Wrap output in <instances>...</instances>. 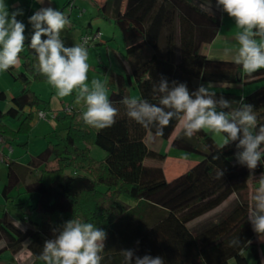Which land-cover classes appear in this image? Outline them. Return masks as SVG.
Here are the masks:
<instances>
[{
    "label": "trees",
    "instance_id": "obj_1",
    "mask_svg": "<svg viewBox=\"0 0 264 264\" xmlns=\"http://www.w3.org/2000/svg\"><path fill=\"white\" fill-rule=\"evenodd\" d=\"M75 1L67 0L60 10L68 19ZM89 1L98 17L113 23L121 32L125 58L150 51L133 69L141 99L158 103L159 94L153 93V84H158L161 76L170 87L172 81H177L193 92L202 83H258L262 85L245 96L216 92L215 98L222 95L237 108L244 97L245 103L254 105L258 124H264V68L248 75L232 61L214 60L201 53V46L211 43L221 28L222 10L216 8V0H106L103 4ZM29 5L26 1L18 7L25 14ZM89 28L90 24L86 34H91ZM30 39L20 53L21 70H7L23 88L12 99L13 106L0 111V136L5 140L14 141L32 131L34 112L25 114V108H49V102L38 98L30 88L33 83H47L28 47ZM127 79L124 74H110L109 99L119 109L112 127L96 130L83 122L80 111H64L63 116H57L69 121L64 136L58 134V140L49 142L26 166L7 161L3 198L9 201L12 191L24 186L35 201L29 207L40 219L24 229L4 211L0 216V244L4 243L0 256L6 251L16 256L29 250L31 264H43L38 257L44 241L54 236L52 229L76 218L107 232L101 264H124L122 249H136L139 256H161L165 264H263L260 244L256 242L259 237L247 217L250 197L264 173V159L250 173L235 161L234 144L222 149L205 129L191 139L181 130L171 146L188 155H199L201 160L176 178L167 179L161 167L144 163L146 159L166 158L149 149L144 139L151 132L168 140L179 123L173 119L163 129V135H157L155 126L146 129L130 119L122 103L130 97ZM5 100V92L0 91V101ZM10 118H19L17 129L5 123ZM91 146L106 152L103 161L91 155ZM51 159L57 160L56 169L35 173ZM67 168H73L75 173L64 178ZM221 169L223 177L218 175ZM45 174L51 176L48 184L44 182ZM27 178H31L29 182H25ZM234 238H239V243L230 246Z\"/></svg>",
    "mask_w": 264,
    "mask_h": 264
},
{
    "label": "clouds",
    "instance_id": "obj_2",
    "mask_svg": "<svg viewBox=\"0 0 264 264\" xmlns=\"http://www.w3.org/2000/svg\"><path fill=\"white\" fill-rule=\"evenodd\" d=\"M44 0H37L42 4ZM50 2V0H49ZM216 8L235 21L240 31L235 39L239 47L231 61L241 66L248 75L264 68V0H216ZM22 8L9 11L4 0H0V72L19 64L20 53L26 42L27 25L17 19L23 16ZM68 17L53 7H42L28 17L32 34L28 47L33 50L38 71L53 86L59 97L77 92L76 101L84 104L83 122L96 130L112 127L116 123L119 109L111 103L108 90L99 79L88 83V50L81 45L66 47L61 33L69 25ZM42 37H45L42 39ZM259 37V41L256 39ZM232 49H225L228 56ZM213 85H200L190 91L185 83L172 81L161 76L153 84V93L159 94L158 103L147 99L126 97L122 103L126 115L148 129L156 128L157 135L176 119L183 135L191 139L196 133L207 129L223 134L222 149L235 145V161L254 173L264 159V124H258L254 105L239 100L237 108L222 95L211 91ZM219 159V156L216 157ZM223 177L224 170L218 172ZM248 221L259 238L264 237V173L258 187L250 197ZM54 236L44 241L38 257L43 264H101L107 232L91 222L72 218L59 228H53ZM139 245V241L136 242ZM239 243V238L230 241V246ZM124 264H165L163 257L136 255V249H122Z\"/></svg>",
    "mask_w": 264,
    "mask_h": 264
},
{
    "label": "rangeland",
    "instance_id": "obj_3",
    "mask_svg": "<svg viewBox=\"0 0 264 264\" xmlns=\"http://www.w3.org/2000/svg\"><path fill=\"white\" fill-rule=\"evenodd\" d=\"M96 8L89 0H77L76 7H74L73 12V20L76 22V26L72 29L71 35L68 37V41L70 42V46L74 45H82V36L81 33L84 30L85 26L87 25L88 21L93 20V34L96 35L98 32L99 34H105L104 39H98L96 41H92L88 47V64H89V71H88V83H91L92 79H99L102 83L105 84L108 90V82L110 78L111 72H118L122 73L129 77L127 79V90L131 97H134L135 94L138 93V88L135 83L134 75L129 67L130 61H126L125 59V46L123 43L122 35L119 29L111 22L104 20L101 17L96 15ZM100 25V31H97L98 24ZM113 33H115V38L112 39ZM111 38V39H110ZM101 42L100 44H96ZM84 47V46H83ZM87 48V47H86ZM133 59V58H132ZM125 60V61H124ZM133 61V60H132ZM20 63V61H19ZM15 73L19 72L18 69H15ZM5 72H0V81L7 86H9L10 82L7 78L8 74H1ZM18 83V82H17ZM20 84V83H19ZM262 84H259L261 86ZM10 87V86H9ZM34 89L37 93H41L44 99H49L50 97L57 96L58 99L63 100L67 99L68 101L64 102L66 106H73L76 108V111L84 110V104L81 101L77 103L76 95L77 92L74 91L72 95L67 97H59L56 93V90L53 88L52 85L49 83H37L34 85ZM108 90V95H109ZM248 94V93H247ZM65 106V107H66ZM5 107V106H4ZM6 110V109H5ZM64 111L59 112V116H63ZM52 117V118H51ZM9 122L12 123L11 120ZM43 122L47 123L40 128L33 129V132L29 136V141L37 143V142H56L58 140V134L65 135L66 131L65 128L69 125L68 120H63L57 116H49L48 118H43ZM18 123L15 122L14 126ZM18 127V125H17ZM181 129V126H178ZM214 140L219 144L223 145L224 135L223 134H216L212 133L211 131L207 130ZM46 137V140H45ZM154 140L148 139V144L151 147L157 148L160 152L165 153L168 151L166 147V140L151 134ZM27 136L20 135L14 142H12V147L10 148V144L7 143L6 148H9L11 152L12 148L15 150V155L9 154L11 158H15V156H19L21 154H25L26 156L29 154H36L43 147L31 144L30 148L24 149L19 145V143H25L27 140ZM48 141V142H47ZM92 151L91 155L97 159L98 161L103 160L106 156V152L98 146H91ZM34 150V153L31 150ZM172 161H176L178 157H180V169L183 171L187 168L188 164L190 163V158H188V154L182 150L175 149L173 153H170ZM193 158H196V154H193ZM29 157V156H28ZM58 162L52 161L50 164L46 166L47 169L57 168ZM7 164H3L0 162V216L3 214L4 211H7L16 221L18 225L22 228L26 229L28 227H32V221H38L40 218L38 214L29 206L34 204V199L31 198L30 194L25 192L24 186L16 187L11 193V199L6 201L2 196V189L4 185L7 183ZM75 170L73 168H67L64 171V178L73 174ZM38 173V172H37ZM31 178L25 179V182H29ZM51 181V176L49 174H45L44 182L49 183ZM25 203V206H19V204ZM27 204V205H26ZM4 245L2 242L0 244V248ZM33 261L32 253L29 250H23L18 255L14 256L10 251L3 252L0 256V264H31Z\"/></svg>",
    "mask_w": 264,
    "mask_h": 264
},
{
    "label": "crops",
    "instance_id": "obj_4",
    "mask_svg": "<svg viewBox=\"0 0 264 264\" xmlns=\"http://www.w3.org/2000/svg\"><path fill=\"white\" fill-rule=\"evenodd\" d=\"M26 1L30 2V5L28 8L25 9V14L23 15V17L21 18V20L27 25L26 28V32L25 35L27 37L26 41L31 38V34H32V28L31 25L28 24V17H30L35 11L39 10L42 7H53L57 10H61L65 4V2L67 0H44V2L42 4L37 3V0H4V3L7 5L8 10L10 11L11 9H14L18 6L23 5ZM98 4H103L106 0H95ZM76 2L73 4V7L71 9V17L69 19L70 23L69 25L66 26V28L62 31L61 33V39L64 42L66 47H72L70 46V42L68 41V37L71 35V31L72 29L76 26V22L73 20V12H74V7H76ZM96 15H97V11H96ZM93 20L88 21L87 25L85 26L84 30L82 31L81 35H84L87 33V26L90 24V28H89V33H93L94 28H93ZM100 23L97 26V31H100ZM240 31V29H238L235 25V21L230 18L227 13H224L222 11V24H221V28L219 30V33L217 35V37L211 42V43H204L201 46V53L206 55L207 57L214 59V60H221V61H231V56L235 55V50L239 47L237 40L235 39V36L237 34V32ZM105 34H102L100 39H104ZM115 38V33H113L112 39ZM111 39V38H110ZM258 41L260 38H256ZM101 42H98L96 44H100ZM89 47V46H88ZM87 47V50H88ZM232 49V52L228 55L225 56L224 50L225 49ZM150 55V51L147 49L144 52L138 53L136 55H134L133 57H131L130 59H126V61H130V65L129 67L131 68V71L133 73V69L134 67L140 63L141 61L145 60V58H147ZM125 56V54H124ZM133 58V59H132ZM133 60V61H132ZM125 61V60H124ZM15 69L21 70V62L15 67ZM118 73V72H116ZM1 74H8L5 75L7 76V78L9 79V86L6 87V85H4L1 81H0V91L5 92L6 94V100L5 101H0V111L2 112H6L10 107L13 106L12 104V99L16 96H18L21 92H22V85L15 82L12 75L10 73H8L7 71H5V73H1ZM122 74V73H119ZM48 83V82H47ZM37 83H33L31 85V90L33 91V93L40 99H42L43 101L49 102V108L44 110L40 105L36 106V107H27L25 108L22 112L27 114L29 111L34 112V120L32 122L33 128L32 131L28 134L25 135L27 136V139L29 138V136L31 135V133L33 132V129L35 128H40L43 125H46L47 123L43 122V119H41L38 116V113L40 111H43L47 114V118L48 115L49 116H58L59 112L64 111L65 109V104L64 102L68 101L67 99H63L60 100L57 98V96H53L50 97L49 99H44L41 95V93H37L36 90L34 89V85ZM209 83H202L201 85L207 86ZM213 85V88H211V91L214 92H225V93H232V94H237V95H241V96H245L247 95V93H251L252 91L256 90L259 87V84H252V85H247V86H243L240 84H225V83H211ZM129 93V92H128ZM110 95V92H109ZM108 95V96H109ZM131 97V95H129ZM135 98L141 99V94L138 91L137 94H135L134 96ZM5 106V107H4ZM72 109H76L73 104H71ZM6 109V110H5ZM52 118V117H51ZM9 120L12 121L9 122ZM17 122L18 126H19V118L13 119L10 118L8 120L5 121V123L10 126L13 129H17V125L14 126V123ZM179 126V125H178ZM67 128V127H66ZM65 128V131H66ZM182 128L179 129L177 127V129L173 132L172 136L170 137V139L166 140V147L168 148V151L163 153L166 155V158L164 161H157V160H151V159H146L145 160V164L148 166H152V167H161L165 173V176L167 179L171 180L173 178H176L177 176H179L180 174H182L183 172H185L186 170L190 169L191 167H193L194 165H196L200 160H201V156L196 155L198 157L193 158L194 155H187L188 158H190V163L188 164L187 168L185 170H181L180 169V157H178L176 159V161H172L171 159V155L170 153H173V151L175 150V148H173L171 146L173 139L181 132ZM206 130V129H205ZM151 132L147 133L144 141L146 143V145L148 146L149 149L160 152L157 148H155L154 146L151 147L148 144V139H153V137H151ZM63 136V135H62ZM0 138H3L2 136H0ZM5 140V139H4ZM46 140V137H45ZM12 142L11 140H5V143H3L0 146V162H2L3 164H7L8 160H14L17 163L21 164V165H27L29 163V161L37 156L38 154H40L42 151L45 150V148L47 147V144L49 143H44V142H30L29 139L25 142V143H19V145L21 147H23L24 149L27 150V148H30L31 144L34 143L37 144V146L39 145V147H43L42 150H40L38 153L36 154H29V155H19V156H15V158H11L10 157V153L11 155H15V150L12 148L11 152L9 151V148L4 145H6L7 143L10 144V148L12 147ZM82 146H88L87 144L83 143L81 144ZM90 148V152L92 151V148ZM32 153H34V150L30 149ZM162 153V152H160ZM29 156V157H28ZM106 157V156H105ZM105 157L103 158V160L105 159ZM97 160V159H96ZM101 160V161H103ZM52 161H56V159H51L48 163H46L45 165H42L41 167L35 169V173H37L39 170L43 169L46 171H50V170H54L56 168L53 169H47L46 166L48 164H50V162ZM75 173V172H74ZM73 173V174H74ZM72 175V174H70ZM69 175V176H70ZM135 205V204H134ZM256 242L258 244H260L259 247V252H260V256L262 258V260L264 261V237L261 238H257ZM249 262L252 263V259L249 257ZM264 264V263H263Z\"/></svg>",
    "mask_w": 264,
    "mask_h": 264
},
{
    "label": "built area",
    "instance_id": "obj_5",
    "mask_svg": "<svg viewBox=\"0 0 264 264\" xmlns=\"http://www.w3.org/2000/svg\"><path fill=\"white\" fill-rule=\"evenodd\" d=\"M100 37H101V34H99V32H98L96 35H94L93 33H92V34H84V35H82V39H81V41H82V45H83L84 47H88L89 44H90L92 41H96V40L100 39ZM65 106H66V105H65ZM71 110H72V107H70V106H69V107L66 106L65 109H64V111H67V112H69V111H71ZM38 116H39L41 119H43V118H47V114H46L45 112H43V111H40V112L38 113ZM3 143H5L4 138H0V146H1Z\"/></svg>",
    "mask_w": 264,
    "mask_h": 264
}]
</instances>
